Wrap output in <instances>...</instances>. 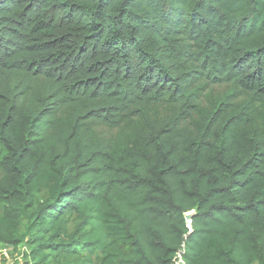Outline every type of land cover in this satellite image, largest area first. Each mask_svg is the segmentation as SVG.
Returning a JSON list of instances; mask_svg holds the SVG:
<instances>
[{
  "label": "trees",
  "instance_id": "trees-1",
  "mask_svg": "<svg viewBox=\"0 0 264 264\" xmlns=\"http://www.w3.org/2000/svg\"><path fill=\"white\" fill-rule=\"evenodd\" d=\"M23 247L264 264V0H0V250Z\"/></svg>",
  "mask_w": 264,
  "mask_h": 264
},
{
  "label": "rangeland",
  "instance_id": "rangeland-1",
  "mask_svg": "<svg viewBox=\"0 0 264 264\" xmlns=\"http://www.w3.org/2000/svg\"><path fill=\"white\" fill-rule=\"evenodd\" d=\"M220 90H222V88L215 87V91H220ZM25 263H26V255H25L24 247L17 251L0 250V264H25Z\"/></svg>",
  "mask_w": 264,
  "mask_h": 264
},
{
  "label": "built area",
  "instance_id": "built-area-1",
  "mask_svg": "<svg viewBox=\"0 0 264 264\" xmlns=\"http://www.w3.org/2000/svg\"><path fill=\"white\" fill-rule=\"evenodd\" d=\"M180 252H177V255H176V257H175V261H174V264H185L184 263V261L181 259V256H180ZM178 258H179V260H178Z\"/></svg>",
  "mask_w": 264,
  "mask_h": 264
},
{
  "label": "water",
  "instance_id": "water-1",
  "mask_svg": "<svg viewBox=\"0 0 264 264\" xmlns=\"http://www.w3.org/2000/svg\"><path fill=\"white\" fill-rule=\"evenodd\" d=\"M194 211L195 210H192L190 212L185 213V218H186L187 221L190 222L191 216L193 215ZM189 222H188V226H189Z\"/></svg>",
  "mask_w": 264,
  "mask_h": 264
}]
</instances>
